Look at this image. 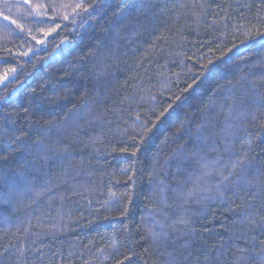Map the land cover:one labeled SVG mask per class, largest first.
<instances>
[{"label": "trees", "instance_id": "16d2710c", "mask_svg": "<svg viewBox=\"0 0 264 264\" xmlns=\"http://www.w3.org/2000/svg\"><path fill=\"white\" fill-rule=\"evenodd\" d=\"M0 264H264V0H0Z\"/></svg>", "mask_w": 264, "mask_h": 264}]
</instances>
